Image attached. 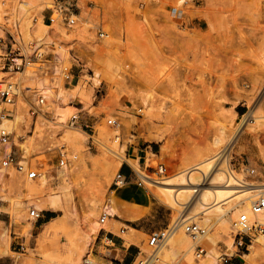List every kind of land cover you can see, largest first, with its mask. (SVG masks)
I'll return each instance as SVG.
<instances>
[{
	"label": "rangeland",
	"instance_id": "obj_1",
	"mask_svg": "<svg viewBox=\"0 0 264 264\" xmlns=\"http://www.w3.org/2000/svg\"><path fill=\"white\" fill-rule=\"evenodd\" d=\"M59 1L73 5L77 14L73 26L61 18L52 24L48 19ZM0 9L1 35L12 33L26 48L31 43L43 44L48 54L45 65L50 69L13 73L0 68V81L13 80L18 87L15 102L6 105L11 111L5 117H19L9 146L19 160L37 167L39 176L48 175L43 186L40 177L28 181L14 169L2 170L0 241L6 233L11 236V250L3 257L11 256L14 264H81L89 255L98 264L96 239L104 229H113L109 219L114 231L124 237L127 232L122 230H130L131 223L149 228L134 231L140 249L134 264L148 257L153 252L150 234L178 224L192 207L191 203L186 208L185 204L171 207L162 190L148 181L149 205L136 206L141 210L137 217L143 216L139 223L127 219L131 216L113 215L114 204L128 205L117 198L113 179L126 161L130 144L138 140L154 148L139 164L143 171L130 162L142 174L163 162L167 174L162 180L175 181L184 170L203 165L213 156L219 157L220 165L229 148L228 164L240 181L264 180V129L256 127L258 121L250 115L254 111L264 115V0H0ZM63 65L71 68L72 78L61 76ZM42 93L47 103L34 115L31 109ZM82 105L84 109H79ZM75 113L95 119L86 122L80 117L73 127L70 117ZM246 114L251 123L245 130L241 123ZM109 119L117 123L108 124ZM83 123L89 127L82 128ZM34 132L38 135L32 140ZM218 137L221 142L216 145ZM20 143L29 145L30 153ZM61 150L68 159L66 167L59 165ZM112 159L121 163L107 169ZM250 166L256 167V175L249 174ZM211 178L205 179L204 188H232L210 186ZM28 183L42 186L41 190L21 194ZM237 195L221 203L225 202V212L238 210ZM32 207L43 213L56 209V217H61L62 226L47 245L41 239L42 218L30 217ZM103 212L108 213L105 228L91 237ZM236 215L226 233L220 231L218 219L224 214H212L207 222L190 219L187 222L207 226V234L219 236L217 246L209 245L206 235L197 242L205 248L203 256L196 258L194 245L190 254L195 262H190V255L177 247L165 255L168 240L154 264H206L204 254L209 249L219 256L210 264H231L236 257L242 259L241 264H264V243L255 241L264 240V234H250L249 241L238 246L232 227ZM203 216L200 213L199 220L204 221ZM29 222L33 223L30 231ZM228 241L233 242L234 253ZM251 245L257 248L250 259L245 255Z\"/></svg>",
	"mask_w": 264,
	"mask_h": 264
},
{
	"label": "built area",
	"instance_id": "obj_2",
	"mask_svg": "<svg viewBox=\"0 0 264 264\" xmlns=\"http://www.w3.org/2000/svg\"><path fill=\"white\" fill-rule=\"evenodd\" d=\"M77 14L74 11L73 5L69 1H59L54 3V8L51 9V13L48 16L51 24L61 18L63 23L68 27H71L76 22ZM104 32L101 33V36ZM4 46V54L0 59V68L4 72L22 73L28 68H37L40 70H50L46 67L48 54L43 44L31 43L29 48H26L20 40L12 33L1 35L0 33V47ZM60 74L65 79L73 77L71 68L63 65L60 68ZM17 83L13 80L0 81V169L3 171L14 169L16 173L25 180H33L39 177L37 167H31V165L25 161L19 160L18 157L13 153L11 146L12 131L8 126L1 125L4 116H10V109L7 108V104H13L17 96ZM48 98L43 93L38 96L35 107L31 109L32 114L36 115L41 108L46 105ZM52 102H56L53 99ZM80 115L75 113L70 117V125L76 127L79 124ZM115 119H109L108 124H116ZM82 128H88V124H81ZM9 148V149H8ZM76 158V156H74ZM59 165H68V159L65 156V152L60 151ZM131 171L137 177L135 184L138 187L147 189L146 182L158 183L163 181L167 174V166L160 162L153 167L152 172L146 173L142 176L132 165H130ZM249 174H257L256 167H248ZM5 174H9L6 173ZM154 174V175H152ZM242 183L246 181L241 180ZM130 184V180L125 177L119 170L113 179L112 185L114 187H123ZM262 185L256 188L255 193L250 197V212L241 211L237 214L233 220V227L236 230L235 241L238 238L236 244L238 246H244L249 241L250 234H264V180L261 181ZM0 202H2V196L0 195ZM30 217L35 221L43 218V210L38 207H32L30 209ZM108 213L103 212L100 217V222L104 223ZM174 229L173 226H169L159 231H154L150 234L148 244L153 248V253L157 255L158 251L165 245L167 239ZM185 232L190 235L195 243L196 258H200L205 252V248L202 247L199 242L207 233L208 227L202 226L196 222H185ZM249 237V238H248ZM151 257L146 258L143 264H150ZM157 260L154 259L153 262ZM228 259H225L227 261ZM81 264H93V260L89 255H85L82 259Z\"/></svg>",
	"mask_w": 264,
	"mask_h": 264
},
{
	"label": "bare ground",
	"instance_id": "obj_3",
	"mask_svg": "<svg viewBox=\"0 0 264 264\" xmlns=\"http://www.w3.org/2000/svg\"><path fill=\"white\" fill-rule=\"evenodd\" d=\"M1 21H2V12L0 9V22ZM262 114L261 113L256 114V111H254L250 115L252 117H255L256 118L255 120L258 121V124L256 127L264 129V115H262ZM247 115L248 114L245 115V117L241 123V126H242L241 129L246 130L249 123H251V120L248 121L249 115L248 116ZM18 121H19L18 116H16L14 119H10V118H7L4 116L3 121L1 122V125L8 126V127L10 126L9 129L11 131H13V129L16 127ZM38 129L39 128H37V130ZM39 130L41 132V129H39ZM38 132H34V134H32L30 136L32 140L35 138V135H38ZM118 139L119 138H117V140ZM233 140H235V139H233ZM214 142L216 145H218L221 142V138L220 137L216 138ZM20 145H21V149L23 151H25L26 153H28V152L30 153L29 145L24 144V143H20ZM214 148L216 149V147H214ZM111 150H112V152H114L115 155L120 156L119 152H117L113 149H111ZM215 151H217V150H215ZM223 156H221L223 158V160L221 159L220 165H219L220 162H218L219 157L213 156L212 159H210L209 161H207V162L205 161L206 162L205 164L202 163L203 165H201V164L194 165V166L184 170L183 172L178 174L177 179L175 181H172L173 179L168 178L167 180H163V181H160L158 183H155V185L162 190V194H163V198H164L165 202L167 204H169L171 207L183 206L184 204L186 205L189 203H191V207H192L190 209V211L187 213V215L182 216L184 218L181 217L182 219L180 218L179 221L176 220V221H178V224L175 223L176 227L174 224V228H175V229H173L174 233L172 231V233L169 236L170 239L169 238L167 239L165 245L158 251V253H161L162 249L164 247H166L168 240H170L169 245L164 250L165 255L174 251V249L177 247L178 249L184 250L185 252L188 253V255H190L189 256L190 262H195L194 261L195 258L190 254V251L192 250V248H194L195 244L193 242V244L190 245L188 237H187L188 233L184 232L182 229V224L184 222H187L190 219L193 221L196 220L198 222H207V221L212 219L211 218L212 214H215L216 216H218L220 214H224L225 216L218 217V219H220V224L222 225V229L220 231L223 232L222 230H224V232L225 231L228 232V230H230L228 223L229 222L231 223V220L237 214L236 213L237 211L242 210V211L250 212V207H249L250 206V197L255 193L256 188L262 184H261V182H258V181L257 182L256 181H250V182L246 181L245 183H242L240 181L238 175L235 174V172H233L231 170V168L229 167V164H230V163L228 164V162L230 160L229 159V148H227L225 150V153ZM130 162H132L136 166L137 170L143 171L140 168V165H139L140 163H138V160L130 161ZM120 163L121 162L118 159L109 160L107 169L116 168ZM64 167H66V166H64ZM0 175H2L1 169H0ZM40 175L41 176H39L40 177L39 179L43 183V186L44 185L46 186L47 181H48L47 180L48 175L45 173L44 174L42 173ZM143 175H145V174H142V176ZM204 175H205V177L203 178L202 176H204ZM208 176H212V178L210 180L211 183L209 184L210 186H214L215 184H220V185H226V187H232V188H212V189L211 188H204L203 187L204 181L206 178L208 180ZM28 181H33V180H28ZM176 186H179V187L176 188ZM41 187L42 186H38L36 184H29L28 183L27 185L22 186L20 193L21 194H24V193L27 194L29 191V193L31 195H34L35 193H37L38 191L41 190ZM236 187H244V188L243 189H237ZM192 192H194V193L192 194ZM233 194H239L235 197V200H234V201H236V203L239 204V208L236 211L225 212L224 207H223V204H225V202L223 204H221V203L223 201H226V199L231 197V195H233ZM55 195L58 196L57 194H55ZM51 201H52V204H55V202H54L55 197H53L51 199ZM15 206L17 208L16 209L17 212H20V209L16 205V203H15ZM186 207H188V205H186L185 208ZM111 211L114 214L116 212H118L116 204H114V206L111 207ZM200 213H203L204 221L199 220L198 215ZM32 226H33V223L29 222V224L27 226V230L30 231L32 229ZM61 226H62L61 217H57L53 221H51L46 226L45 229L43 228L44 231L42 232V236H41L42 243L47 245L51 241V239L53 238V236L56 234L57 230ZM103 227L105 228V223H102L100 221L95 223L94 226L92 227V230H91L92 231L91 237H94V235H96L98 233L99 229L103 228ZM130 231L134 233V231H136V230L131 229ZM206 235H205L206 237L204 236L205 237L204 240L208 241L209 245L217 246V244L220 240V237L219 236L217 237L214 234H206ZM10 237L11 236L9 235V233H6L3 236L2 240L0 241V255H5V254H8L10 252V250H11V249L9 250V243H10L9 239H10ZM127 238L131 239L132 241H137V238H135L134 236H132L130 238L129 234L127 235ZM231 238L233 239V236H231ZM262 238H258L255 241L260 243V244L264 243V240ZM234 241H235V239H234ZM260 244L258 246H261ZM233 247H234L233 242L230 241L229 242L230 253L233 252ZM250 247H251V251L248 254H246L245 257L251 259L252 254L256 252L257 245H251ZM158 253H157V255H155L153 252H151L148 255V257H146V258H149V257L152 258V260L150 261V264H154L153 260L156 258L158 259V257H159ZM202 256L203 255H201V257ZM218 257L219 256L214 251V249H209L207 251V253L204 254V260H205L206 264H210L212 262V260H216V259L218 260ZM146 258H144V260L143 259L140 260V263H138V264H143ZM196 263H198V262H196Z\"/></svg>",
	"mask_w": 264,
	"mask_h": 264
},
{
	"label": "crops",
	"instance_id": "obj_4",
	"mask_svg": "<svg viewBox=\"0 0 264 264\" xmlns=\"http://www.w3.org/2000/svg\"><path fill=\"white\" fill-rule=\"evenodd\" d=\"M5 51L4 46L0 47V59L3 57L1 54ZM244 106V105H242ZM79 109H84V105L78 107ZM244 107L240 109L243 110ZM236 113L239 115L238 109L235 108ZM81 117V116H80ZM82 118V117H81ZM95 119L94 115H89L88 117L85 116L82 120L93 121ZM86 124V123H85ZM149 148L154 151L152 144L147 143L146 141H139L137 144H130L127 155L126 161H124L123 165L120 168L122 174L130 180V184L123 186V187H114V190L117 191V198L128 205H117L118 212L115 214L123 217V216H131L132 218H127L128 220H132L131 222L139 223L140 220L143 219V216L137 217L140 215L141 209L147 207L149 205L150 197L147 195V190L138 187L135 184L137 181V177L131 171L130 161L138 160L139 163H142V160L146 157L147 153L149 152ZM130 158V159H128ZM128 160V161H127ZM136 179V180H134ZM146 190V191H145ZM136 206H138L136 208ZM152 207V206H151ZM56 209H49L47 210L43 218L41 219V226H46L55 219L56 217ZM113 214V215H115ZM135 217V218H133ZM57 218V217H56ZM111 220V221H110ZM136 220V221H135ZM112 219H109V226L111 225L113 229L106 230L104 229L103 232H100L95 244V256L98 260V264H134L138 256L140 254V249L137 244L139 239L138 234L131 232V229H134L138 232L146 230H150L149 228H145L144 226L134 225L131 223L130 230L123 229V232H127L130 238L134 236L137 238V241H132L131 239L124 237L123 235L114 231L115 224L112 223ZM118 221V220H115ZM121 222V221H120ZM112 223V224H111ZM102 248L107 249V252H102ZM7 255V254H5ZM0 255V263L1 264H14L12 257ZM242 259L236 257L233 259L231 264H241Z\"/></svg>",
	"mask_w": 264,
	"mask_h": 264
}]
</instances>
